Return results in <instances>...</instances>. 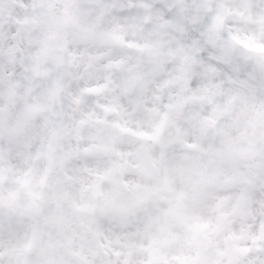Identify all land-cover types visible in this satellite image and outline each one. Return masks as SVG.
<instances>
[{
  "label": "clouds",
  "instance_id": "obj_1",
  "mask_svg": "<svg viewBox=\"0 0 264 264\" xmlns=\"http://www.w3.org/2000/svg\"><path fill=\"white\" fill-rule=\"evenodd\" d=\"M261 49L264 0H0V264H264Z\"/></svg>",
  "mask_w": 264,
  "mask_h": 264
},
{
  "label": "snow or ice",
  "instance_id": "obj_2",
  "mask_svg": "<svg viewBox=\"0 0 264 264\" xmlns=\"http://www.w3.org/2000/svg\"><path fill=\"white\" fill-rule=\"evenodd\" d=\"M168 17L171 18L173 16L172 12H168L167 13ZM264 50V49H261ZM208 71L210 72H215L216 69L212 68L211 66H209ZM225 72L227 73L228 77H231L232 75H234V73L232 72V70L230 68H226ZM195 83V82H194ZM227 83H234V81H229V80H222L220 84H216L214 85V87L217 89V93L222 95V96H226L227 92L225 91V87ZM236 101V97L234 96H228L225 103L223 104V106L217 105L216 108L214 109L213 112V117H210L209 120L211 121L212 125H215L218 119L221 118H234V119H239L240 115L242 114L243 110L246 109L249 104H248V98L245 97L243 99H241V113H235L233 112V105ZM250 127L255 129L256 128V124L255 123H251ZM248 135L247 129H245V131H243L241 133L242 137H246ZM195 145H189V147H194ZM28 247H31V245L29 244ZM244 251H247V249H245ZM117 255H119V253H117ZM178 264H195V261H190V260H180L179 258H177ZM124 264H128L127 261L124 262ZM149 264H160V261L156 260L155 258H153L152 260L149 261ZM164 264H167V261L164 262Z\"/></svg>",
  "mask_w": 264,
  "mask_h": 264
}]
</instances>
